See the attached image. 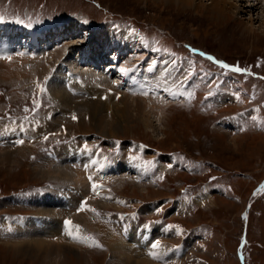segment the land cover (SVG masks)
Instances as JSON below:
<instances>
[{"label": "rangeland", "instance_id": "obj_1", "mask_svg": "<svg viewBox=\"0 0 264 264\" xmlns=\"http://www.w3.org/2000/svg\"><path fill=\"white\" fill-rule=\"evenodd\" d=\"M210 1L190 0L189 5H184L179 0H0L2 14L0 16L5 19L41 25L46 21L37 19L62 18L58 25H68L63 31L52 34L45 40H38L42 33L36 35L12 26H0V40L8 39L9 43L18 44L19 52L22 47L27 51L24 56H20L22 58L20 62L13 61L16 62L15 67L12 66L13 69L5 66L10 64V61L3 65L4 61L1 60L0 72L2 68L10 71H7L6 75L0 73V128L14 127L22 120L26 123V128L31 130L29 133L36 134L34 142L25 141L15 147L0 146V264H123L121 258H125V255H120L119 250L113 254L108 246L111 234H114V238L121 235L118 229L110 226L102 216L114 217L115 214L121 213L128 215L130 211L137 210L139 219L142 220V217H151L153 215L151 210L167 196L182 200L181 206L185 211L183 209V212L173 214L175 206H169L167 209L163 207L160 210L163 219L175 222L174 224L181 223L183 230L190 232L183 235L185 238L182 241L180 239L182 235L176 236L168 232L164 238H158L161 249L168 251L169 254L176 251L171 245L178 243L179 239L181 242V251L177 253L180 258L176 260L177 263H169L166 260L159 264H240L237 248L242 237L243 264H264V193L252 197L264 179V16L260 14L261 7L258 3L250 10L242 8L244 3L251 0H226L234 5L227 6L224 12L213 10ZM129 21L142 35L138 40L140 48L156 49L155 51L163 56L161 67L170 66L172 73L178 76L176 86L188 85L187 88L171 89L173 90L171 94H175L174 97L171 95V98L173 97L171 100H165L168 92L164 91L162 96H159L161 98V101L158 99L159 104L155 100L156 95H153L154 100L152 97L147 98V105L152 106L145 107L146 112L143 111L140 115L133 113L127 118L114 111V107L120 104L119 102L114 104L113 101L117 98L112 96V103L103 105L105 110L100 113L101 122L94 117L88 118V125L85 127L75 126L73 116L76 118V115L72 116L70 112L73 109L78 110L76 101L81 97L74 99L77 92L71 93L62 87L66 93L64 97L69 100L65 107L50 96L48 84L51 80L53 82L56 71L64 73L68 70L66 62L73 61V58L65 56L66 49L84 50L78 47L70 48L68 46L72 45L69 44L78 40L83 42L93 40L91 43L93 46L99 34L109 32L108 24L116 28L115 36L121 37L122 32L136 38L137 33L130 28ZM58 25H54L47 32ZM73 29L79 32L72 39L70 37L65 39L66 32L73 33ZM53 38L58 40L53 49L46 48L48 50L45 53H39V57L34 58L43 61L38 59L35 62L31 54L39 52V48L44 49L42 46L47 44L48 40L51 42ZM74 38L77 40L73 41ZM37 41H40V44ZM193 46L200 47L204 52L210 51L216 57L237 61L247 71L233 73L234 71L216 66L215 61L212 60V63L204 58V55L198 54L199 52L195 53L192 50ZM151 50L141 51L146 56L141 63L144 67L148 66L153 58L148 55ZM138 53L132 54L131 59L134 63L141 55ZM153 54L156 56V53ZM158 56L153 59H161V56ZM123 59L121 62L125 64L127 57ZM56 62L58 63L55 65ZM130 71L132 70L129 69L128 77L139 76V73ZM50 72L53 75L46 80ZM122 72L126 73L125 70ZM174 75L172 81L176 79ZM121 77L119 74L111 76V83H115L111 85L114 91L124 89V84L121 86L122 89L116 88V85H120L118 83L125 78ZM114 79L117 80V84ZM45 80L46 91L41 97L39 109L33 116H23L22 109L31 106L28 105L30 98L37 91L39 82ZM234 81L241 85L240 98L218 102L205 97L204 94L214 90L215 83L223 89L225 86H234ZM169 87L170 85L165 88ZM230 88L234 89V92L240 90L239 86ZM230 95L232 96L231 93ZM81 96L84 97V94ZM142 105H146L145 102ZM239 108L244 109L241 114L244 118L238 131L235 128L233 133L229 132L216 123L219 116L222 117ZM35 119L38 123L37 131L36 128L32 129L29 126ZM98 123L101 125L100 128ZM57 126L59 128H56ZM48 130L55 132L50 134L51 139L46 140L53 143L54 147L57 146L55 160L46 156L43 149L46 143L42 138L38 140V136ZM81 132L96 134L98 138L96 137L94 141L98 145L100 143L108 153L107 159L115 158L112 161L115 171L108 176L107 185L99 188L103 198L108 196L100 199V203H92L90 200V203L87 201L83 203L89 206V212L80 214L91 224L85 226L86 228L82 224L81 228L74 232L75 237L86 238L87 234V238H94L102 247L92 246L91 240L82 242L78 238L68 239L64 230H61L59 237L53 235L51 240H47L52 245H60L59 254L51 253L49 247L37 246L34 239L29 241L23 239L25 236L17 226L29 218L30 214L33 216L37 213L36 205L33 204L35 197L54 195L52 203L59 201L62 203L65 200L70 204L68 206L71 208L74 206L78 197L74 195V189L77 190L75 186L66 179L43 175V172L52 171L60 153L62 155V151L66 150V147H62V139L75 138ZM136 140H141L149 146L145 148L144 155L155 160L152 165H147L154 182L141 178L133 180L126 177L123 171L126 161L122 159L129 151L128 148L131 146L129 142ZM114 141L118 146L115 148L116 151L114 149L111 151ZM150 146L162 152L148 151ZM170 150H174L178 159L187 164L183 167L171 163L166 157L167 151ZM164 151L166 152L163 153ZM89 157L91 155H87L86 158ZM157 161L159 162L156 163ZM95 162L94 158L92 164ZM137 173L139 170L134 171V174ZM99 175L97 173L92 179L99 178ZM67 185L72 188L71 192H68L69 195L61 196L59 193ZM205 190L208 191L202 195L201 202L193 200V195L203 193ZM12 191L34 193L29 198L21 200L14 196L4 197ZM56 197L60 200L57 201ZM71 199L74 202L70 201ZM152 199L157 202H150ZM247 202L249 206H246ZM149 204L154 207L146 208ZM52 207L55 211L60 208L58 204H51ZM74 209L71 212L76 215ZM93 209L95 211H92ZM164 210L168 212L165 213ZM3 212L11 215L23 213L25 216L16 220L7 219L10 223L7 227L3 222ZM243 213H247L246 218ZM58 221L60 219L54 220V223L46 221L41 227L46 231L56 230L55 224ZM137 225H133L131 229H135ZM129 231L130 229L124 234L125 237ZM29 233L32 234V230ZM152 233L155 235L156 231ZM29 235L27 237H33ZM41 237L47 239L45 235ZM195 237L197 239H194ZM167 241L169 244H165ZM186 246L190 247L188 260V251H184ZM131 248L135 246L132 245ZM141 257L146 260L144 256ZM169 258L170 256L168 260Z\"/></svg>", "mask_w": 264, "mask_h": 264}, {"label": "bare ground", "instance_id": "obj_2", "mask_svg": "<svg viewBox=\"0 0 264 264\" xmlns=\"http://www.w3.org/2000/svg\"><path fill=\"white\" fill-rule=\"evenodd\" d=\"M189 1L190 0H179V2L184 4V5H189L188 4ZM257 3H258V6L261 7V11H260L261 16H264V8L262 7V6H264V0H251V2L248 1L242 5V8H245L246 10L247 9L250 10L251 8L256 6ZM230 4L231 3L227 2L226 0H211L210 1V5L213 6L212 7L213 10H216L218 12H224L226 10L225 8H227V6H229ZM232 5H234V4H231L230 6H232ZM67 26H68L67 24L58 25L54 29L50 30V32H49L50 34L48 32L47 33L44 32L42 35H40V37H38V40H45L46 38H49V36L51 37L52 34L63 31V29ZM77 32H79V30H77V29H73V33L72 32H69V33L66 32L67 34L64 35L66 37L65 39H68L69 37H70V39H72V37H75ZM109 34H110L109 32H107V34H104V35H103V33H101V35L99 34V38L97 39V41H95L93 46L91 44V43H93V40H92V42H90V41L89 42H83L82 40L75 41V40H77V38L76 39L74 38L73 41H75V42H72L73 44L72 43L69 44L72 46H68V47H70V48L71 47L84 48V50L73 51L70 49H66V51H65L66 57H68L69 59L73 58V61L68 60V62H66V66L68 67V70L70 69L73 72L79 73L80 78H82V79H80L79 84H77L75 82L71 83L72 88L75 90L74 93L77 92L76 93L77 95L75 97H73V96L72 97L74 99L81 97L79 100L76 101V104L78 105L77 106L78 110L73 109V111L70 112V113H72V116L76 115L75 120H73V121H75L74 122L75 126L85 127L86 125H88V121L90 118L96 117L98 120L101 116L100 113L103 112L102 111L104 109L103 105L112 103V101H113L112 96L113 97L116 96V98H117L116 100H118V101H116V100L113 101L114 104H116L115 102H119V104L122 105L120 108H119L120 105H118V106L116 105L114 107V111L116 110V113L120 114V116L122 115L124 118L132 116L133 113L140 115L145 110V107L148 108L149 106H152V105H147V103H146L147 98L148 99L151 98L150 96L145 97L144 95H141V93H130L124 89H123L124 91L123 90L114 91V89L111 85H114L115 83L112 84L111 83L112 79L110 80V78L113 74H109L110 70L108 68V65H107L106 71L101 70L104 65L109 64V63L101 62V60H103V59H101V56H99L100 53H99V48H98L97 44L98 43L101 44L102 40L104 41L105 38H106L105 41H110ZM121 35H122L121 38L122 39L126 38L125 41H127L129 43V44H125V46L132 48L131 52L128 51V49H126V51L124 52L125 55H123V57H125V56L127 57V59H125L126 63L124 64L120 61L119 67L116 68V70H118L119 76L121 75L122 77H125L124 79H126L128 77L127 75H128L129 69L132 70L131 67L135 64L131 59V57L133 56L132 54H137L138 53L137 51L140 50V47L137 43H135V38L130 37L129 34L121 32ZM132 40H134V41H132ZM57 41L58 40L57 39L54 40V38L51 40V42L48 40V43L47 44L45 43V45L42 46V47H45L44 49L39 48L40 49L39 52L36 51V52H34L35 54L34 53L31 54V56L33 57V59H35L34 57H39L38 56L39 53L43 54L44 51H47L48 49H53V45H55L57 43ZM66 41L67 40H65V42ZM9 42H8V39H1L0 40V63H1V60H2V62L4 61L3 65H4V63L10 61L9 62L10 64H7L5 66H6V68L13 69L12 66L15 67L14 65L16 64V62L17 61L20 62V60L22 58H20V55L18 56V54H20V52L18 50L19 49L18 44L17 43H9ZM37 42H39V41H37ZM68 42H70V41H68ZM74 43H77V44H74ZM31 44L35 45V43H31ZM46 48H48V49H46ZM40 51H42V52H40ZM28 53H29V51H28ZM149 54L153 58L156 57L155 54H153L151 52H148V55ZM7 55H9L10 57L8 58ZM153 58L150 61V64H149L150 66L148 65V66L144 67V66L140 65L139 68H135V69L139 70V72L138 71H133V72H137V74L139 73V76H142L143 79H144V76L145 77L148 76L149 78H151V80L153 81V82L152 81L149 82L151 85H156V83L154 82V79L156 78L158 85L162 88L163 87L165 88V87L169 86L170 83L172 82V80H171L172 74L167 73L168 67H164V66L161 67L160 66L161 69H158L157 68L158 66H154L153 61L155 59H153ZM33 59L31 58V60H33ZM38 59H35L34 61L37 62ZM14 60L16 62H13ZM40 60L43 61V59H39V61ZM28 61H29V59H28ZM92 63H97L101 67L100 68L94 67V66H92ZM6 68H4V69L2 68L0 73H2V74L8 73L7 71H10V70L6 69ZM122 70H125L126 73H123ZM130 72H132V71H130ZM62 73L63 72H61V71L60 72L56 71V74H55L56 77H54L53 82L51 80L50 83L48 84V90H49L48 93H50V96L54 100H56L58 103H60L62 105L64 104L63 106L66 107L69 104L68 103L69 100H67V98L64 97V94H66V93L63 91V88H62V87H64L63 85H65L64 84L65 82H63L64 77L62 76ZM14 77H15V75H14ZM113 81L116 82L117 80L114 79ZM169 81H170V83H169ZM116 84H117V82H116ZM145 85H146V87H148L147 83H145ZM103 93L105 94V97L102 100V99H100V96ZM81 94H84V97L81 96ZM85 94H86V97H85ZM158 98H160V97H158ZM103 101H105V102H103ZM159 101H161V98L159 99ZM144 102L146 105H142ZM156 102L158 103V101H156ZM148 103H150V102H148ZM76 104H75V106H76ZM158 104H157V107H159ZM150 108L147 109V111L150 110ZM108 109H110V108H108ZM144 112H146V111H144ZM111 113H113V112H111ZM113 116H115V115H113ZM99 121H100V119H99ZM98 126H99V128L101 127L100 123H98ZM51 128H53V125H51ZM56 128H59V126H57ZM66 153H68L67 149L62 151V155L60 153V155L58 157V161L56 163H54L55 166L53 167V169H51L52 171L47 172L45 170V172H43V175L51 176L53 178L54 177H60L62 179H66V181L72 183L75 186V188L77 189V190L74 189V195L78 196L77 199L75 200V202L72 199L70 200V201L74 202V206L71 208L70 206H68L70 204L65 202V200H63L62 203L60 201L56 202V203H52L53 199H55L54 195L35 197L33 204L36 205L37 213H35L33 216L27 218L23 222L25 224L22 223L23 225L20 224L19 226H17L18 228L22 229V230L21 229H18V230L24 234L25 237L23 239L26 238L28 241L34 239V241H36V243H37V246L43 245L45 247H49L51 253L52 252L58 253L60 245L59 246L58 245L57 246L52 245L47 240H51V236H53V235H57V236L61 235V230H64V228H63L64 224L62 222L63 218L72 217V218H74V220L79 222L78 223L79 225L82 226V224H83L84 228H86L85 226L91 224V222H89L88 220H85L86 218L84 217V215L82 216L80 214V212L75 215V214H73V212H71V210L73 208L77 207L78 199L80 197H82L84 194H87V189H88L89 183L92 180L88 179L86 177V175L84 174V172H87L88 169H92L88 165V162L91 165L93 163V159L91 160V159L86 158V157H81V158H78L75 161V163H73L72 158L70 159V161H69V159H67V160L65 159L68 157L66 155ZM67 161H69V164H67ZM70 166L71 167L74 166L73 167L74 170H72V168ZM56 199H57V201L60 200L57 197H56ZM90 202L100 203V199L90 200ZM51 204L52 205L58 204V207H60V208L57 207L58 210L55 211L54 207L51 208ZM153 207L154 206L150 205V204L146 206V208H151V209ZM57 219L58 220L60 219V221H58L55 224L56 230L53 229L50 231H46V230H43V228L41 227L42 224L46 223V221L54 223V220H57ZM76 224H75V226H79L78 224L77 225ZM95 225H99V224L95 223ZM48 226H50V225H48ZM57 229H59V230H57ZM31 230L34 234L29 233ZM76 230H78V229H76L74 227V232ZM81 230H83V228ZM135 230H136V228H135ZM158 233H161V232L156 231L155 235L152 233L153 235H151V238L149 236H147V234L142 233V232H140L139 235H136L134 232V229H131L129 231V234L126 237L124 234L123 235L120 234L121 236L118 235L119 236L118 238H114V236H113L114 234H111V236L109 238V243H108L109 244L108 246H110L109 250L113 254H114V252L119 250L120 255H122V254L125 255V258H121V262L123 264H159V262H166V260L169 263H175V262L177 263L176 260H178L180 258V256L179 257L177 256L176 251H172L169 254L168 251L165 252L161 249L160 244H159V247L153 249V247H152L153 244L150 241H151V239H156L155 236H159V235H157ZM29 234L31 236H33L34 238L33 237H27ZM42 235H45V237L47 239L44 240V238L41 237ZM73 237H72V240L74 239ZM160 237L164 238V235L160 236ZM158 238H157V240H158ZM157 240H156V242H157ZM156 242H154V243H156ZM72 243H74V242L72 241ZM72 243H70V244H72ZM66 244H67V242H66ZM132 245H134L135 248L132 249L131 248ZM188 249H190V247L186 246V250L184 249V251L186 252V251H188ZM150 252H155L156 256L153 257V256L149 255ZM184 254H186V253H184ZM141 256H144V258L147 261L143 260V257H141ZM169 256H170V258L168 260Z\"/></svg>", "mask_w": 264, "mask_h": 264}, {"label": "snow or ice", "instance_id": "obj_3", "mask_svg": "<svg viewBox=\"0 0 264 264\" xmlns=\"http://www.w3.org/2000/svg\"><path fill=\"white\" fill-rule=\"evenodd\" d=\"M193 51H196V50L193 49ZM202 55H203V54H202ZM208 58H209V59H213L212 57H208ZM216 63L220 64L222 68H225V69H229V68H230L229 65H227V64H225V63H223V62H221V61H216ZM231 70L236 71V72H246V71H247V69H241V68L238 67V66H236V67H232ZM122 71H123V70H122ZM38 87H39V85H38ZM43 91H44V89L41 88V92H43ZM173 95H175V94H173ZM37 106H38V102H37ZM73 119H75V116H73ZM45 139H47V137H45ZM20 143H23V141H20ZM89 179H91V177H90ZM97 187H98L97 185L93 184V190H95ZM260 190H261V191H264V186H261V189H260ZM81 207L83 208L84 205H82ZM92 211H95V210L93 209ZM65 224H66V225H71L72 222L66 220V221H65ZM74 227H75L76 229H79V226H74ZM177 231L179 232L180 229L177 228ZM67 234L70 235V236L73 235L72 231H68ZM73 238H74V239H77V238H78V239H81L82 242L85 241V240H91V242H92V246L102 247V245H99V243H98L97 241H95L94 238H91V237L83 238V237H75V236H74ZM152 247H153V249L159 247V242L157 241L156 243H154V244L152 245ZM149 255L155 257V256H156V253H155V252H150Z\"/></svg>", "mask_w": 264, "mask_h": 264}]
</instances>
